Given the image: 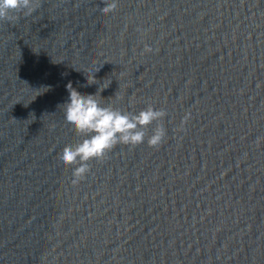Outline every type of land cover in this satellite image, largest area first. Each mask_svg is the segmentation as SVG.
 I'll use <instances>...</instances> for the list:
<instances>
[{"label":"water","instance_id":"95a60500","mask_svg":"<svg viewBox=\"0 0 264 264\" xmlns=\"http://www.w3.org/2000/svg\"><path fill=\"white\" fill-rule=\"evenodd\" d=\"M103 6L0 20V264H264V0ZM69 81L165 109V141L117 145L73 185Z\"/></svg>","mask_w":264,"mask_h":264},{"label":"clouds","instance_id":"9594fccd","mask_svg":"<svg viewBox=\"0 0 264 264\" xmlns=\"http://www.w3.org/2000/svg\"><path fill=\"white\" fill-rule=\"evenodd\" d=\"M102 3L104 6L100 11L104 15L113 13L118 8V0H102ZM40 6L41 0H0V20L13 19V13L31 15ZM153 51L150 45L145 44L144 53ZM98 71L99 67L95 72L86 74L87 84L82 87L97 84L94 74ZM110 83L111 81L103 87L99 85L95 94H82L73 87L71 81L65 86L69 93L68 101L61 105L65 121L73 126L77 135L84 137L75 145L65 146L59 156L66 167L73 166V185L86 179L91 171L90 161H103L117 145L136 147L146 141L149 147L158 148L167 136L163 121L168 113L163 108H154L149 104L138 113H133L112 104H101L100 93ZM191 118V112L186 111L177 127L178 133L185 130V125ZM153 125L149 134V128Z\"/></svg>","mask_w":264,"mask_h":264}]
</instances>
